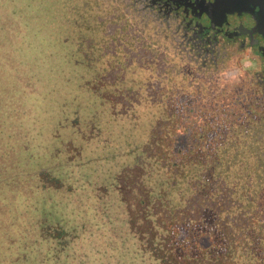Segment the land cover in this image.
Instances as JSON below:
<instances>
[{
  "label": "rangeland",
  "instance_id": "1",
  "mask_svg": "<svg viewBox=\"0 0 264 264\" xmlns=\"http://www.w3.org/2000/svg\"><path fill=\"white\" fill-rule=\"evenodd\" d=\"M139 1L0 0V264H159L171 225L236 237L264 213V59L232 60L233 34L197 66L168 45L188 16L152 31Z\"/></svg>",
  "mask_w": 264,
  "mask_h": 264
},
{
  "label": "trees",
  "instance_id": "2",
  "mask_svg": "<svg viewBox=\"0 0 264 264\" xmlns=\"http://www.w3.org/2000/svg\"><path fill=\"white\" fill-rule=\"evenodd\" d=\"M109 1L110 2H108V6L111 3L116 2V0H109ZM119 1L122 2V0ZM140 3L141 4L138 6H142V8H145L146 13H144L143 11L139 12L141 10H139L138 8L137 9L132 8L133 10L137 11V12H133L131 10L132 14L137 15L134 16V18H139L138 13L139 14L143 13L144 16L140 20V23L145 24L146 26H148V28L150 27L152 31L153 30L161 31L162 29L158 28L160 26L156 24L157 20H155V18L153 17L154 15H156V12L150 10V13L147 14V8L150 7L148 6L147 1L145 3L142 2ZM150 22L152 23L155 22V25L150 24ZM144 28L145 27L139 28V30L151 31L149 29L144 30ZM170 29H175V30L171 31L173 32V37H172V41L169 42L168 45L170 43H173L174 41L181 43L182 46L188 51L189 57L187 56L186 53L184 52L181 53L185 57H187L186 58L187 60H194L197 66L204 65V66L216 67V63H215L216 60H207L206 58L207 54L205 53V51L209 50L211 47L218 48L221 47L222 45H226L229 43V41H227L228 39L224 38L222 36L223 34H221L220 31L209 27L204 28L206 29L207 32L203 31L202 29H199V31L193 29V32L195 33V38H191L192 35L191 31L187 32L177 28H168V30ZM126 32L129 33L128 30ZM165 32L168 31L163 30L161 34H159V32H156L158 33V37H156L155 34H152L154 38L156 37L155 42L158 43L160 42L159 41L160 39L166 38L162 36V34H164ZM205 33L209 34L210 36L204 38V36H206ZM184 34L186 37H183ZM242 35H243L242 33H237V35L235 36L236 40L233 43V46L229 47L231 49L234 48L235 56L234 59L232 60H236L237 62L242 56H247L249 59L252 58V60H254L255 62L257 60L264 59V39L261 37L256 38L254 37V35H250V37L247 36L242 37ZM241 38H243V41H241ZM172 46L175 47V49H177L175 45ZM165 48H167V45H165ZM1 50L2 48L0 47V52ZM173 59H175L174 56L171 60ZM230 60L231 59H229V61ZM232 60L228 64H231ZM183 64L184 62L182 60V62L179 65L182 66ZM183 70L186 71V69ZM196 119L201 120L202 118L196 117ZM180 122L178 126L170 125L171 128L170 132L173 133L174 146L179 143L177 148L180 149H176V152L185 149L182 146L187 140L185 133L187 132L188 128L187 126L183 125L182 122H181L182 124ZM200 125L194 124V127L191 128L196 131L195 132L196 137H204V139H207L210 147L211 141L209 139L211 138L210 135L211 130L209 131L203 130L199 132L198 128L195 127H199ZM205 128H209V126ZM199 145L203 146V144L202 145L199 144ZM141 152L142 154L139 157L137 156V158L143 159V155L145 153L150 154V149L147 147L142 149L141 147ZM150 157L151 156L149 155L148 158ZM181 160H182L181 156L176 155L175 162L171 161V164H173L175 167H179L180 164L179 162ZM182 168L183 167L181 165L180 168L174 170L175 171L174 178L176 177V174L184 178L185 172H182L184 174L183 175L180 172L181 170H179ZM140 176L146 177V174L140 172ZM261 202H262L261 207H263L264 209V197L261 198ZM244 206L246 207L247 205ZM247 209H248L246 210L247 214H250V208L248 207ZM246 212L244 214H246ZM231 222H233V219L229 221L225 220L226 224H230ZM251 222H254L255 224L254 227L251 230L250 228L248 229L245 228L246 225L239 227L241 233L238 234L236 237H234V235L231 233L229 235L219 233L218 232L219 229L217 230L215 228H202V226L204 225L202 223L201 224L199 223L193 226V228H198L195 236L192 235L191 237H189V234H192L189 231L190 228L188 226H185L186 222L182 220L180 225L170 226L171 228H170L169 236L167 237L166 240L162 239L161 241L162 243L160 244L159 247H153L154 245L148 244L149 246H152V249H146V245L143 249L147 251H152L151 257L156 261H159V264H264V213H262V216L260 215L257 216L256 214L252 213ZM226 228L228 227L224 228L225 232L229 230ZM150 233L152 234V228ZM154 234L155 233H153L152 235ZM139 248L141 249V246H139ZM178 251H182L183 253H179ZM142 253L144 254L143 250Z\"/></svg>",
  "mask_w": 264,
  "mask_h": 264
},
{
  "label": "flooded vegetation",
  "instance_id": "3",
  "mask_svg": "<svg viewBox=\"0 0 264 264\" xmlns=\"http://www.w3.org/2000/svg\"><path fill=\"white\" fill-rule=\"evenodd\" d=\"M149 9L160 14L162 18L170 17L174 12L178 13L181 18H186L189 22V27L183 29V31H191V38H195V33L193 29L199 31L202 29L206 31V27L220 31L222 36L226 39L233 34L242 33L247 37L254 35V37H261L259 34L249 32H243L241 29V22L247 17L244 12L234 11V12H224L221 7L216 3V0H146ZM233 17V21H231ZM231 18V19H230ZM233 22V24H232ZM227 24L232 26L231 29L221 28V26ZM172 25V24H171ZM188 26V25H187ZM177 29H180L177 27ZM225 30L226 32L222 31ZM201 30V31H202ZM207 32V31H206ZM201 34V33H200ZM206 34V33H205ZM206 34L204 38L209 37ZM183 37H186L185 34ZM197 38V37H196ZM264 39V38H263Z\"/></svg>",
  "mask_w": 264,
  "mask_h": 264
},
{
  "label": "water",
  "instance_id": "4",
  "mask_svg": "<svg viewBox=\"0 0 264 264\" xmlns=\"http://www.w3.org/2000/svg\"><path fill=\"white\" fill-rule=\"evenodd\" d=\"M225 12H244L247 17L242 20L241 30L256 33L264 38V0H216Z\"/></svg>",
  "mask_w": 264,
  "mask_h": 264
}]
</instances>
